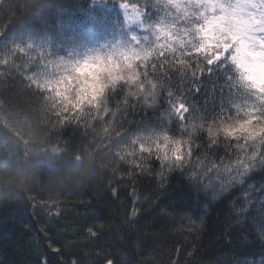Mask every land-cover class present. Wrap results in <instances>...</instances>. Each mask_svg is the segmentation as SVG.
<instances>
[{"label":"trees","instance_id":"obj_1","mask_svg":"<svg viewBox=\"0 0 264 264\" xmlns=\"http://www.w3.org/2000/svg\"><path fill=\"white\" fill-rule=\"evenodd\" d=\"M3 28L0 53L31 45L29 52L53 60L75 59L89 42L140 34L117 0H0ZM24 59L19 68L0 65V264H39L41 251L58 264H264V169L221 191L180 172L162 190L155 161L152 175L130 177L115 149L106 150L113 132L96 121L88 129L60 124L47 94L25 79ZM193 84L198 91L188 90ZM183 89L191 112L206 120L243 99L230 67L188 75ZM164 108L162 99L146 122L158 124ZM53 237L59 253L48 247Z\"/></svg>","mask_w":264,"mask_h":264},{"label":"snow or ice","instance_id":"obj_2","mask_svg":"<svg viewBox=\"0 0 264 264\" xmlns=\"http://www.w3.org/2000/svg\"><path fill=\"white\" fill-rule=\"evenodd\" d=\"M117 2L128 23H140L139 37L126 45L67 60L16 45L0 53V65L19 68L15 61L26 58L25 79L47 94L60 124L88 129L93 121L103 123L113 132L106 150L115 149V157L132 169L130 177L152 175L153 161L158 162L155 176L162 190L173 172L221 191L264 169V0ZM153 13L155 20L143 24ZM33 64L41 70L31 72ZM224 67L233 69L243 99L232 112L206 120L185 102L184 78ZM188 90L198 88L193 84ZM162 99L160 122L148 124L149 110ZM58 243L56 237L50 240L52 253H59ZM40 256L39 264H58L44 251Z\"/></svg>","mask_w":264,"mask_h":264},{"label":"rangeland","instance_id":"obj_3","mask_svg":"<svg viewBox=\"0 0 264 264\" xmlns=\"http://www.w3.org/2000/svg\"><path fill=\"white\" fill-rule=\"evenodd\" d=\"M132 24H136V23H131L130 25ZM133 35H134L133 33H130L131 38L133 37ZM129 42H130L129 39L124 40L121 37L115 39H103L99 41L89 42L88 44L79 46L82 48L79 51H77L76 53L77 56L75 59H84L87 55L95 52L105 53L111 50L116 45L124 46Z\"/></svg>","mask_w":264,"mask_h":264},{"label":"clouds","instance_id":"obj_4","mask_svg":"<svg viewBox=\"0 0 264 264\" xmlns=\"http://www.w3.org/2000/svg\"><path fill=\"white\" fill-rule=\"evenodd\" d=\"M40 2V0H31V3L34 5V4H37V3H39ZM0 195H2V194H0Z\"/></svg>","mask_w":264,"mask_h":264}]
</instances>
